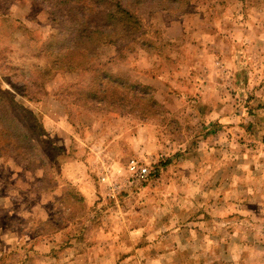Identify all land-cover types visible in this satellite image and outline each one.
<instances>
[{
	"label": "rangeland",
	"instance_id": "374dc122",
	"mask_svg": "<svg viewBox=\"0 0 264 264\" xmlns=\"http://www.w3.org/2000/svg\"><path fill=\"white\" fill-rule=\"evenodd\" d=\"M0 107V264H264V0H0Z\"/></svg>",
	"mask_w": 264,
	"mask_h": 264
},
{
	"label": "trees",
	"instance_id": "16d2710c",
	"mask_svg": "<svg viewBox=\"0 0 264 264\" xmlns=\"http://www.w3.org/2000/svg\"><path fill=\"white\" fill-rule=\"evenodd\" d=\"M92 2L95 3V2H97V0H92ZM117 13H120V14L123 13V16L127 17V20H132V22H134L135 24H137V21H134L132 19V17L130 18L123 11H119ZM106 14L107 15H104V17H103V18H105V20L107 18H111V14H112L111 12L106 13ZM107 26H105V27H107ZM87 33L88 34H96L95 32H92V31H89ZM93 76H96V77L92 79V86L90 87V94H92L91 95L92 98H94L93 96H97V94L104 95L107 92H110L112 94L111 95V98H112V97H114L113 94L118 93L120 91L119 88L118 89H111V88L108 87L109 84L112 83V77L110 75H107L106 73L100 74V73H96L95 72V75H93ZM98 79H105V80H107L106 87L103 86L104 84H102L101 81L98 83L97 82ZM138 90H140V88ZM141 90H143V89H141ZM133 98L136 99L137 102H140L141 101V98L138 97V94H134L133 95ZM95 99H98V97H96ZM111 100H113V99H111ZM99 101H106V97L104 96ZM91 108L92 109H95L97 107L91 105ZM0 109L3 110V107H0ZM4 109H7L5 105H4ZM13 122L14 121H13L12 118L11 119L10 118H7V116H4L2 113H0V144L3 142V146L6 145V144H8V143H10V142L11 143L18 142V139H19V137H18L19 136V132L17 131L18 126H17V124H15ZM15 130L17 131V133H15ZM20 136H23V133H21ZM20 140L22 141L23 148L25 150H27L28 146L30 147L29 142H27L26 141V138H23V137H21ZM20 140H19V142H20ZM26 143H28V146H27Z\"/></svg>",
	"mask_w": 264,
	"mask_h": 264
},
{
	"label": "built area",
	"instance_id": "2783aa9c",
	"mask_svg": "<svg viewBox=\"0 0 264 264\" xmlns=\"http://www.w3.org/2000/svg\"><path fill=\"white\" fill-rule=\"evenodd\" d=\"M127 171L132 182H145L149 175L147 168L139 165L133 160L128 163Z\"/></svg>",
	"mask_w": 264,
	"mask_h": 264
}]
</instances>
